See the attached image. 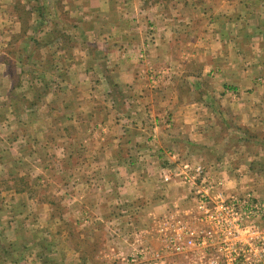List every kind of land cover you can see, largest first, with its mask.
<instances>
[{"label":"crops","instance_id":"crops-1","mask_svg":"<svg viewBox=\"0 0 264 264\" xmlns=\"http://www.w3.org/2000/svg\"><path fill=\"white\" fill-rule=\"evenodd\" d=\"M208 1L210 0H55V4L49 3V0L47 2L55 8L57 19L65 16L68 18L67 23L71 29L64 30L63 37H69L73 42L67 47L61 37L56 38L60 43V50L56 51L61 53L64 48L67 52V58L63 57V62L56 63L59 72L56 83L58 88L50 87L53 94L56 92V107L60 116L76 128L78 134H82L80 129H86L87 134L91 135L101 126L104 133L110 135L115 132V128L125 127L127 132L124 134L131 133V136L137 138L131 141L135 146L130 147L135 154L118 159L109 156L108 164L104 162V167L108 168L109 172H105L100 178L104 182L101 188H106L108 199L112 200L113 192L109 193L108 189L114 188L113 176L117 173L116 169H126L127 173L122 172L118 180L119 189H123L124 193L122 191L116 198L121 207L126 205L128 208L126 210L118 207V210L114 211L113 207L107 206L105 215L112 217L115 213L114 217L122 218V213L129 212L133 217L131 223L135 222L138 229L148 224L151 218L153 223L155 219L158 220L152 230L159 232L167 227L168 216L185 217L189 211L194 212L197 197L190 184L184 177H174L171 182L165 181V174L177 171L164 167V162L170 160L172 166L177 165V170L184 161L196 162L194 159H182L177 155L180 138L186 139L189 146H185V149L191 153L190 147L198 143L195 141L200 142L203 139L196 137L206 132L205 126V129L201 127L200 131L194 133V128L197 129L199 122L203 123L204 119L206 123L211 114L218 119L224 117L225 112L220 111L218 105H225V96L218 94L232 95L227 103L246 109L248 118L252 117L253 120L260 115L264 104V79H261L258 73L256 76H249L253 72L264 71V0H248L247 4L242 0H232L229 2L230 10L219 12L212 4L208 6ZM45 6L47 7L46 1ZM7 45L6 34H3L0 28V65L4 67L6 64L1 60L6 52L2 49ZM247 56L252 61L247 63ZM3 71L4 76L0 73V77L4 81L7 80L9 71L7 68ZM20 84L23 82L13 83L10 90L14 92ZM26 84L31 88V83ZM210 85H216L218 89L210 91ZM85 86H89L90 90L83 93V96L79 92H71ZM244 88L250 90L247 95L240 94ZM43 99L46 100L42 104L47 106V111L55 107L49 106L46 94ZM96 104H103L104 108V114L97 118L98 111H88L89 107L94 108ZM32 105L33 103L25 106V111L31 110ZM15 114L10 113L8 116L11 123L16 118ZM246 116L241 122L250 124V119ZM99 119L102 121L98 122ZM258 121L264 122V119L261 117ZM25 123V126H31L27 120ZM248 127L249 136L252 137H247L242 145L248 151L253 149L244 159V163L253 161L252 165L262 161L264 155L262 150L256 149L261 146V140L256 139L258 128ZM176 129L181 132H176ZM31 136L30 131L25 132L26 140L31 141ZM169 149H172V156L168 154L165 157L164 152L167 153ZM200 163L206 166L210 181L214 184L213 198L218 199L220 195L225 197L227 192L230 196H242L248 192L240 191L238 181V191L230 187L228 179L227 183L225 182L227 170L222 169L221 164L211 167L204 162ZM78 179L80 184L82 180L79 177ZM95 181L99 183L102 180L98 176H88L86 180L90 184ZM130 188H136V193L134 190L130 191ZM80 195L79 193V197ZM249 195L252 196L248 193L243 198ZM131 199L136 202L142 200V203L130 210ZM97 206L98 204L90 205L89 209L82 206L78 211L81 214H93L94 211L100 213L101 207ZM23 212L28 215L25 209ZM116 220L118 219L112 221L111 225L114 226L110 228L118 231L115 227ZM13 222H17L16 219ZM13 222L0 224V234H4L6 229H12ZM91 223L89 225L96 224ZM27 225L30 223L17 222L16 229H24ZM125 238L128 239V235H125ZM7 241L5 250L10 251L13 257V263L10 257L9 263L20 264L26 261L27 258L17 262V258L22 255L20 251H27L28 241L18 238H12V242L11 239ZM139 245L142 244L135 243V246ZM25 252L22 256L26 257ZM119 252V256L123 258L124 252ZM46 257L44 256V259Z\"/></svg>","mask_w":264,"mask_h":264},{"label":"rangeland","instance_id":"rangeland-1","mask_svg":"<svg viewBox=\"0 0 264 264\" xmlns=\"http://www.w3.org/2000/svg\"><path fill=\"white\" fill-rule=\"evenodd\" d=\"M14 1L0 0V28L2 33L6 34L8 43L2 49L6 53L2 55L1 61L6 66L0 65V73L6 68L9 71L7 80L3 81L0 77V82H3L0 84V224L7 221L12 223L16 219L17 222L25 221L30 225H27L28 229H16L17 222H13L12 229H6L4 234H0V264L9 261L3 249L7 247V239L12 242V238L28 241L27 251H20L22 254L25 252L27 259L20 264H250L245 258L254 256L256 252H248L245 248L239 250L236 246L228 245V231H220L214 235V230L209 229L212 238L207 246L174 252L168 242L164 241L165 238L152 230L153 225L158 223L157 219V222L153 223L150 218L148 224L138 229L135 222L131 223L133 217L129 212L122 213V218L114 217L115 213L112 216L114 219L105 215L107 206L113 207L114 211H117L118 207L127 210L128 206L121 207L116 198L123 191L119 189L118 180L126 169H116L117 173L113 176L114 188L108 189L109 193L113 192L114 198L109 200L106 188H101L104 182L100 177L109 172L108 168L104 167V162L108 164L111 155L112 159H118L135 154L130 147L135 146L131 141L137 138L131 136V133L124 134L127 132L125 127L115 128V132L110 135L105 134L101 126L91 135L87 134L86 129H80L82 134H78L76 128L69 125L67 120H63L56 107V92L53 94L50 87L58 88L56 83L59 72L56 63L62 61L63 57L67 58L64 48L61 53L56 51L60 50V43L56 38L61 37L67 47L73 44L71 38L63 37L64 30L71 29L67 23L68 18L65 16L57 19L55 8L51 5L52 2L55 4V0H49V5L48 0ZM230 1L232 0H210L208 6L212 4L218 12L226 11L230 10ZM247 1L242 0L244 4H247ZM40 7L45 11L44 20L37 11L41 10ZM246 58L247 63L252 61L249 56ZM257 73L264 79V71L253 72L249 76H256ZM2 75L4 76V73ZM19 82L23 84L16 86L18 89L14 92L10 90L13 83ZM27 82L31 83V88ZM217 89L216 85H210V91ZM89 90V86H85L71 92H79L83 96V93ZM249 92L250 90L244 88L240 94L247 95ZM44 93L49 98V106H55L49 108V111L47 106L42 104L46 101L43 99ZM208 94L211 95L210 92ZM65 95L68 96V93ZM218 95L225 96V105H218V109L225 112L224 117L218 119L211 114L206 123L204 119L203 123L199 122L197 129L194 128V133L200 131L201 127L205 129L206 126V132L196 137L203 139L200 142L195 141L198 143L191 146L192 152L188 153L185 149V146H189L186 139L180 138L177 155L182 159L204 162L211 167L221 164L222 169L227 170L225 182L227 183L228 179L231 188L237 189L238 181L240 191L248 190L242 196H230L227 192L225 198L230 201L234 197L243 198L245 194H252L255 201L263 206L261 216L253 218L252 221L264 226V156L258 163H244L246 154L252 153L253 149L248 151L242 145L247 137H252L249 136L248 126H255L258 128L256 139L261 140V146L256 149L262 150L264 155V122L258 121L261 117L264 119V104L260 115L253 120L252 117L248 118L246 109L227 103L232 95ZM31 103L32 111H25V106L28 107ZM96 105L94 108L89 107L88 111H98L97 118L104 114V108L103 104ZM10 113H16L13 123L8 118ZM245 116L250 119L247 121L250 124L241 122ZM26 120L31 126H25ZM95 121L97 122L96 119ZM101 121L102 119L98 120ZM26 131L31 132V141L25 139ZM176 132L181 131L176 129ZM164 154L165 157L168 154L172 156V149ZM164 164V167L171 171L177 170V165L172 166L170 160H166ZM92 175L98 176L102 181L91 184L86 182L88 176L95 178ZM78 177L82 180L80 184ZM22 188H25V191L18 192V189ZM131 190L136 193V188H130ZM105 198L107 201H104ZM140 202L142 203V200L136 202L131 199L129 209L138 207ZM94 204L101 207L99 211L102 213L94 211L93 214H81L78 211L82 206L89 209V206ZM24 209L28 211V215L24 214ZM91 216L92 223L96 224L90 222ZM115 219H118L115 222L118 231L110 228L114 226L111 223ZM125 235H128L129 240L124 239ZM217 236L227 240L228 244H218ZM135 243L142 245L135 246ZM119 251L124 252L123 258L119 256ZM40 253L47 256L45 259L43 257L42 261Z\"/></svg>","mask_w":264,"mask_h":264},{"label":"built area","instance_id":"built-area-1","mask_svg":"<svg viewBox=\"0 0 264 264\" xmlns=\"http://www.w3.org/2000/svg\"><path fill=\"white\" fill-rule=\"evenodd\" d=\"M176 171L165 174V181L184 177L197 197V205L194 212L189 211L185 217L168 216L167 227L159 231L172 251L183 252L207 246L212 238L209 229L214 230V235L228 231L229 244L217 236L218 244L233 245L239 250L245 248L248 252L255 251L254 256H247L245 261L264 264V226L252 221L261 216L263 206L250 195L246 198L234 197L230 201L222 195L218 199L213 198L214 184L207 174L208 169L200 162L184 161Z\"/></svg>","mask_w":264,"mask_h":264},{"label":"trees","instance_id":"trees-1","mask_svg":"<svg viewBox=\"0 0 264 264\" xmlns=\"http://www.w3.org/2000/svg\"><path fill=\"white\" fill-rule=\"evenodd\" d=\"M40 9L41 10H37L38 12H39V16H40V18L42 19V20H44L45 19V11H43V9H42V7H40ZM21 191H25V188H22V189H18V192H21ZM47 246V245H46ZM5 253H6V255H8V259H9V257H10V260L12 261V263H13V257H12V254H11V252H9V253H7L8 251L7 250H3ZM24 254V253H23ZM22 254V255H23ZM22 255H20V257H18L17 258V262H19L20 260H25L26 259V257L25 256H22ZM44 257V255H43V253H40V258H41V261H42V258ZM4 264H10L9 263V261L7 260V261H5V262H3Z\"/></svg>","mask_w":264,"mask_h":264}]
</instances>
